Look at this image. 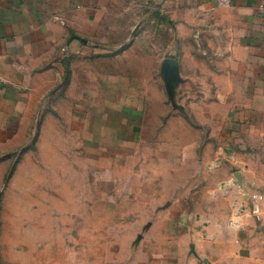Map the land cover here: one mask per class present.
<instances>
[{
  "label": "crops",
  "instance_id": "1",
  "mask_svg": "<svg viewBox=\"0 0 264 264\" xmlns=\"http://www.w3.org/2000/svg\"><path fill=\"white\" fill-rule=\"evenodd\" d=\"M263 1L165 0L106 40L108 0H0V152L106 155L151 138L184 164L201 148L207 176L159 207L184 229L173 259L177 231H162V264H264ZM174 57L172 101L161 71Z\"/></svg>",
  "mask_w": 264,
  "mask_h": 264
},
{
  "label": "rangeland",
  "instance_id": "2",
  "mask_svg": "<svg viewBox=\"0 0 264 264\" xmlns=\"http://www.w3.org/2000/svg\"><path fill=\"white\" fill-rule=\"evenodd\" d=\"M164 1L108 0L101 36L130 34L150 11L165 13ZM132 144L106 155L0 152V264H162L164 229H176L178 256L182 222L159 207L179 182L207 176L198 163L208 155L197 147L183 164L161 139Z\"/></svg>",
  "mask_w": 264,
  "mask_h": 264
},
{
  "label": "water",
  "instance_id": "3",
  "mask_svg": "<svg viewBox=\"0 0 264 264\" xmlns=\"http://www.w3.org/2000/svg\"><path fill=\"white\" fill-rule=\"evenodd\" d=\"M75 37H76V39H79V40L86 42V40L80 36H75ZM66 62H67L66 75L64 78V82L60 86H62L68 80V77H69L70 67H69L67 58H66ZM161 76L165 81V85H166V89H167L169 98L173 101L174 100L175 84L180 81L178 58H175V57L174 58H166L163 61Z\"/></svg>",
  "mask_w": 264,
  "mask_h": 264
},
{
  "label": "built area",
  "instance_id": "4",
  "mask_svg": "<svg viewBox=\"0 0 264 264\" xmlns=\"http://www.w3.org/2000/svg\"><path fill=\"white\" fill-rule=\"evenodd\" d=\"M218 6H230L233 4V0H216ZM259 11L264 15V1L259 4ZM257 197V196H255ZM254 214L258 215L260 212V206L255 204L253 207Z\"/></svg>",
  "mask_w": 264,
  "mask_h": 264
},
{
  "label": "trees",
  "instance_id": "5",
  "mask_svg": "<svg viewBox=\"0 0 264 264\" xmlns=\"http://www.w3.org/2000/svg\"><path fill=\"white\" fill-rule=\"evenodd\" d=\"M154 13H155V15L157 14L156 16H158V14L160 15V12H159V11H156V12L154 11ZM158 17H159V16H158ZM160 17H161V16H160Z\"/></svg>",
  "mask_w": 264,
  "mask_h": 264
}]
</instances>
